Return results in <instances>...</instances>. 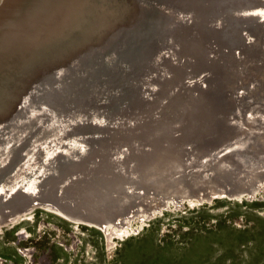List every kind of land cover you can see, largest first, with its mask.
I'll return each instance as SVG.
<instances>
[{"label": "bare ground", "instance_id": "1", "mask_svg": "<svg viewBox=\"0 0 264 264\" xmlns=\"http://www.w3.org/2000/svg\"><path fill=\"white\" fill-rule=\"evenodd\" d=\"M200 3L205 9L201 38L195 37L196 28L178 37L167 62L154 66L156 71L171 70L175 77L166 81L157 76L148 82L162 93L153 107L139 106L137 116L123 122L116 116L117 126L94 146L82 144L79 155L65 150L70 158L66 178H53L46 196L32 197L29 205L14 198L0 207V230L32 222L34 212L43 210L102 231L111 251L112 239L123 241L139 232L140 226L128 224L131 219L152 217L170 200L179 203L194 196L206 205L262 197L264 0ZM208 18L219 25L208 26ZM145 47L142 41L135 50L144 52ZM205 86L215 115L206 113L205 94H199ZM154 116L156 120L146 123ZM50 174L59 175V167H50L42 178ZM42 178L32 180L27 190L34 191ZM22 235L17 233L18 252L29 264H52L47 253L35 259L37 248L22 247L32 237ZM5 262L0 259V264Z\"/></svg>", "mask_w": 264, "mask_h": 264}, {"label": "water", "instance_id": "2", "mask_svg": "<svg viewBox=\"0 0 264 264\" xmlns=\"http://www.w3.org/2000/svg\"><path fill=\"white\" fill-rule=\"evenodd\" d=\"M204 12L200 0H0V207L46 196L48 182L67 176L65 150L79 155L117 126L116 116L123 122L150 108L162 93L148 82L175 77L154 66L167 62L178 37L196 28L201 38ZM207 86L199 94L215 115ZM53 166L60 174L42 178Z\"/></svg>", "mask_w": 264, "mask_h": 264}, {"label": "rangeland", "instance_id": "3", "mask_svg": "<svg viewBox=\"0 0 264 264\" xmlns=\"http://www.w3.org/2000/svg\"><path fill=\"white\" fill-rule=\"evenodd\" d=\"M33 216L32 222L0 230V259L6 264L30 263L18 252L19 232L32 236L22 247L37 248L35 259L47 253L52 264H264V193L252 201L206 205L194 196L170 200L152 217L131 219L128 224L140 226L139 232L112 239L111 251L102 231L43 210Z\"/></svg>", "mask_w": 264, "mask_h": 264}]
</instances>
